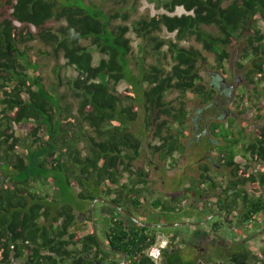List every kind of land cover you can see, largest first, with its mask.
Listing matches in <instances>:
<instances>
[{"label": "trees", "instance_id": "1", "mask_svg": "<svg viewBox=\"0 0 264 264\" xmlns=\"http://www.w3.org/2000/svg\"><path fill=\"white\" fill-rule=\"evenodd\" d=\"M159 7L165 12L131 28L118 22L120 10L94 0H0V264H111L101 242L126 252L128 264H264V250L256 254L247 245L226 261L186 256L179 233L170 228L164 231L172 232L171 241L157 263L147 251L163 239L159 229L132 226L123 212L107 213L102 201L95 233L96 198L121 206L127 198L149 203L139 188L148 184L146 175L132 167L153 128L160 143L150 147L160 160L183 154L195 162L191 153L204 159L192 188L217 198L223 216L210 220L215 228L238 219L261 222L257 216L264 213V0H161ZM178 7L187 12L171 14ZM132 30L155 43L153 55L169 47L174 60L169 71L147 65L145 45L137 60ZM163 30L174 38H160ZM190 38L216 55L209 82L200 73L207 60L203 51L180 44ZM36 40L78 73L69 81L79 99L77 113L58 91L61 71L56 86L48 87L38 61L30 59L26 45ZM90 46L105 55L97 65ZM232 60L245 81L242 93L228 82L231 73L237 75L226 67ZM121 82L127 88L118 92ZM172 90L180 94L178 106L166 99ZM189 93L198 99L194 107ZM80 140L87 144L85 155ZM213 151L227 153L220 163L228 172L226 186L210 173L218 168ZM238 154L249 163L240 165ZM125 173L132 175L128 183L121 181ZM152 203L176 210L169 200Z\"/></svg>", "mask_w": 264, "mask_h": 264}, {"label": "rangeland", "instance_id": "2", "mask_svg": "<svg viewBox=\"0 0 264 264\" xmlns=\"http://www.w3.org/2000/svg\"><path fill=\"white\" fill-rule=\"evenodd\" d=\"M87 2H90V0H86ZM99 4H104L108 8H114L118 9L121 12V18L119 19V23L128 25L131 28L134 26L135 22L143 17H152L156 13L159 12H165V10L160 6V1L161 0H94ZM177 14L183 13V8L178 7L176 12ZM125 15V17H124ZM65 23V22H64ZM60 24H57L59 26ZM208 30H212L210 27H206ZM214 31V30H212ZM129 36L132 40V45L134 49V53L136 54L137 60L140 59L141 57V46L147 47V50L150 51V53H146L148 55V58L146 60L147 65L151 64H157V65H162L164 66L168 71L171 69V66L174 63V60L172 58V54L169 52V47L168 46H163V48L160 50V54L153 55L155 54L154 51L155 49V43L154 42H144L142 41L134 32V30L130 31ZM158 36L162 39L169 40L174 38L175 34L169 33L166 30L160 31L158 33ZM86 44H90L88 42H85ZM181 45L183 46H195L197 48H200L203 51L204 56L206 57V61L203 63L204 69L201 70V75L204 78L206 82H209L211 79V73L216 71V55L212 52L205 51L202 48V45L195 40V38H190L187 40H183L180 42ZM28 47V54L31 60L34 59V61H38L39 63V71L41 72L42 77L44 78V82L47 84L48 87H51L52 85H55V82L57 80L56 78V71L60 70L61 75L64 80V84L58 87V91L60 93L65 94L66 98L64 101L69 103L71 105V109L73 110L74 113H77V108L79 105V99L74 95V92L72 90L71 85L69 84V81L71 82L74 78L77 77L78 73L75 71V69L71 66H68L67 60L63 56H57L52 52V49L49 46H46L44 43L40 42L39 40H36L35 42L28 43L26 45ZM239 48H242V44ZM90 49L92 50L93 53V63L94 65H97L100 60L105 57V55L100 54L94 46H90ZM42 52H49L48 54H43ZM153 53V54H151ZM235 53V52H234ZM235 55V54H234ZM237 56V53L235 57ZM136 60V61H137ZM235 61V60H234ZM234 61H228L226 63V67L229 66V68L234 69V72L237 73V75H233L231 72L229 76L228 82L230 84H233L235 92L242 93L243 91V86L244 85V80L242 79L241 76H239V70L236 68V65ZM60 66L62 68H60ZM232 71V70H231ZM31 73V72H30ZM117 91L122 92L124 89L127 88V83L121 82L120 84L117 85ZM238 89V90H237ZM247 89V87H246ZM179 92L176 90L169 91L166 94V99L170 102H174L176 106L179 105ZM190 100L191 106H196L194 104L195 102H198V99L194 97L192 93H189L188 96H186ZM262 100L264 101V97H261ZM256 103H260V101L255 99ZM65 104V102H64ZM236 104H232L230 107L233 109V111H237L236 109ZM262 114L264 115V109L262 110ZM166 118L167 116H163ZM141 120H138L134 123L133 127L136 129H139L141 127ZM176 126V125H174ZM88 128V127H87ZM86 128V129H87ZM175 128V127H173ZM75 131H78V129H75ZM154 128L153 131L150 130L148 134V138L145 141L144 148L142 150V155L141 157L134 162L133 165V170H139V169H145L149 168V171L151 172V179L153 180L150 184H146V187L149 189H155V193L147 191V188L144 190V193H142L144 196L147 197V200L151 202L154 198L156 197H165L167 193L171 192V189L163 183L161 180V176L157 173L154 172V166L159 165V166H164L168 165L171 160L176 161L178 164L179 162L181 163V166L184 163L185 166H187V171L190 173L189 177L192 178V181L195 177H200V166L205 163L204 159L202 160L201 158L199 159L196 155H192L191 151V158H196L195 162H192L191 160L188 159V157L184 158L183 154H176L172 158L168 159L166 162L163 160H160L155 154H153V149L150 147L151 144L155 145L158 141V139L154 138ZM236 134H238L237 130H234ZM17 134L18 135H26L27 131H24L23 129H17ZM252 134V132H251ZM192 137L191 134L188 135L187 139L189 140ZM79 142V147L80 150L83 151L82 155H85L87 153L86 147L87 144L85 141H78ZM19 151H24L20 149ZM218 151V150H217ZM215 153V154H214ZM219 153V152H218ZM217 152L213 151L210 153V155L216 156L217 162L220 164L222 163V160L220 159V156L218 155ZM148 161H154V163L149 167ZM236 161L240 163V165L245 166L247 163H249L247 160L243 159L241 154H238L236 157ZM173 162H171L173 164ZM173 171L179 172L182 170V168H172ZM211 175L223 186H226L228 184V172L225 171V167L222 166V169L220 170L219 168L213 169L210 172ZM132 175L130 173H125L124 177L122 178V182L128 183V179ZM174 180V179H173ZM189 180V178H187ZM175 181V180H174ZM173 181V183H174ZM247 189H250V186H247ZM48 191H52V188H48ZM151 193H153L151 195ZM209 204L211 207L214 209L216 208V200L215 198H212L209 201ZM184 212L186 213L185 208H183ZM137 214V213H136ZM207 215H201L200 217H193V220L199 221L201 219H205ZM210 220H216L218 216H209ZM158 219V218H157ZM183 217L174 214V213H166L164 216H162L161 220L163 223H173V222H178L182 221ZM258 220H261V222L255 221L253 224H239L241 220H237V223L231 227L228 225H225L224 228H222L221 234L225 237V241L227 242V239L233 240L238 244H235V249L236 250H228V246L219 247V251L216 252L215 248H210L208 251V254L206 255H201L198 254L197 252L193 251V256H200L203 260L205 259H214V260H224L229 259V256L232 252L242 250L246 245L247 247L254 253L256 254H263L264 250V213L260 214L257 216ZM211 221H209L210 223ZM214 222V221H213ZM96 228H98V224L96 225ZM177 229L183 231V232H188L191 230V227L189 225H183V226H178ZM161 230V229H160ZM163 239H166L168 241V237L166 235H163ZM181 242V241H180ZM184 249L187 247L189 248V251L194 247L195 243H191L192 246L183 244L181 243ZM264 255V254H263ZM121 258L120 256H118ZM16 263H22L21 260H17Z\"/></svg>", "mask_w": 264, "mask_h": 264}, {"label": "flooded vegetation", "instance_id": "3", "mask_svg": "<svg viewBox=\"0 0 264 264\" xmlns=\"http://www.w3.org/2000/svg\"><path fill=\"white\" fill-rule=\"evenodd\" d=\"M154 138L158 139L156 144H159L160 138L156 137L155 135H154ZM220 145L223 146V143L220 142ZM226 155L227 153H223L222 156L220 157L223 163H224V160L222 158L225 157ZM156 156L159 158L157 154ZM163 161L166 162L167 160H163ZM171 162H173V160H171L168 165H164V166L155 165L154 166V172L161 176V179H162L161 181L165 183L171 189V192L167 193L165 197H156L149 203L142 202L140 199H139V202L135 203L133 200L127 198L126 205H125L127 207L125 206H122V207H125L132 214L139 217L140 219L144 221L152 222V223H163L161 218L166 213L177 214L183 217V219H181L182 221L191 222V224H188L191 227V230H189L188 232H183L180 229L178 230L177 229L178 226L166 227V229L167 228H170L171 230L174 229L173 230L174 233H179L181 243L187 244L190 246H192L191 244L192 242L195 243L191 252L189 251L190 247H187V250L185 251L186 256L193 258L194 257L193 251L201 255L202 254L206 255L208 254V251L210 250V248L212 249L215 248V251L218 252L219 247L224 248V246H228V250H231V249L235 250L234 245L236 244V242L233 240H229V239H227V242H226L225 237L221 234L222 228L224 227L222 226L221 228H215V226L213 225V222L209 223L210 221V218H208L209 216H212V217L213 216H219V217L223 216V213L218 209L217 206L215 209L213 208L212 210L209 204V201L214 197H210L209 196L210 192L208 191H206V194H205L206 196H204L203 193L199 195L195 193V191L192 188V178L189 177L190 173H188L187 166H185V164L187 163H184L181 166L180 162L179 164L176 161H174L173 164ZM153 163L154 161H148L149 167H151ZM214 164H216L220 170L222 169V166L218 164L217 159L216 161H214ZM180 167L182 168V170L179 172L172 170V168L176 169ZM141 171L144 172V175H146V180L150 184L153 180L151 179V172L149 171V168L145 167V169H141ZM201 173L202 171H200L199 176L201 175ZM187 178H189V180H187ZM205 187L208 188L206 185ZM139 188L142 189V193H144V190L147 187L144 184H140ZM147 191L155 193V189H150V187L149 189L147 188ZM157 198H162L164 201L169 200L172 206L176 208V210L174 209L168 210V208L164 209L162 206L154 207L152 202H154L155 199ZM109 199L113 200L112 198H109ZM215 200L217 202L216 197H215ZM108 205L106 206V210L108 211L107 213H109L110 215L118 214L119 213L118 211L122 212L118 208H117L118 210H115L113 208L115 206L110 205V204ZM183 208H185L186 213L184 212ZM207 214L208 216L205 219L203 218L199 221L193 220V217H200L201 215L205 216ZM124 217L126 221L130 223L132 226L139 225L125 213H124ZM182 221H178V222H182ZM150 228H153V227H150ZM154 229H159L157 230L158 235H161V234L166 235L168 237V243L171 241L170 240L171 236H168V235L172 234V232L164 231L165 228H154ZM108 251H109L110 259L114 260V262H112L111 264H117V263H121L124 261H125L124 264L129 263L130 258L126 252L125 253L127 254V257L125 258L124 253H123L124 251L116 250V249L108 250ZM118 256H120L121 258H119Z\"/></svg>", "mask_w": 264, "mask_h": 264}, {"label": "water", "instance_id": "4", "mask_svg": "<svg viewBox=\"0 0 264 264\" xmlns=\"http://www.w3.org/2000/svg\"><path fill=\"white\" fill-rule=\"evenodd\" d=\"M99 201H102L104 203L110 204L115 206L116 208L120 209L122 212H124L125 214H127L132 220H134L137 224L144 226V227H153V228H166V227H172V226H183V225H188L191 224V222H173V223H152V222H148V221H144L142 219H140L139 217L135 216L134 214H132L128 209H126L125 207H122L121 205H119L118 203H116L115 201L111 200V199H107L104 197H98L93 201V205H92V224L94 226L95 229V233L97 235V229H96V206L97 203ZM101 245L108 250H114L112 247L106 245L105 243L101 242ZM124 256L125 258L127 257V254L125 252ZM124 262L121 263H117V264H124Z\"/></svg>", "mask_w": 264, "mask_h": 264}, {"label": "built area", "instance_id": "5", "mask_svg": "<svg viewBox=\"0 0 264 264\" xmlns=\"http://www.w3.org/2000/svg\"><path fill=\"white\" fill-rule=\"evenodd\" d=\"M165 246H166V242L163 241L161 244L151 247L148 250L149 256H151L155 261H159L161 259V256H162V249Z\"/></svg>", "mask_w": 264, "mask_h": 264}, {"label": "clouds", "instance_id": "6", "mask_svg": "<svg viewBox=\"0 0 264 264\" xmlns=\"http://www.w3.org/2000/svg\"><path fill=\"white\" fill-rule=\"evenodd\" d=\"M183 8V7H182ZM185 12H187L184 8H183V13H185ZM171 14H176V13H171ZM182 14V13H181ZM228 123V122H227ZM98 204V203H97ZM163 241H165L166 242V246L163 248V249H165L168 245H169V243H168V241L166 240V239H162V240H160L157 244H155V245H159V244H161ZM154 245V246H155ZM153 247V246H152ZM162 249V250H163ZM149 250V249H148ZM147 254H148V251H147ZM149 255V254H148ZM151 257V256H150ZM152 258V257H151ZM161 258H162V256H161ZM153 259V258H152ZM154 260V259H153ZM161 260V259H160ZM160 260L159 261H155V262H157V263H160Z\"/></svg>", "mask_w": 264, "mask_h": 264}, {"label": "bare ground", "instance_id": "7", "mask_svg": "<svg viewBox=\"0 0 264 264\" xmlns=\"http://www.w3.org/2000/svg\"><path fill=\"white\" fill-rule=\"evenodd\" d=\"M163 256V255H162Z\"/></svg>", "mask_w": 264, "mask_h": 264}]
</instances>
